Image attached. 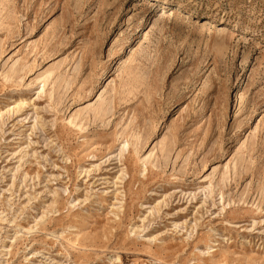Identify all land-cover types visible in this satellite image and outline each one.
Here are the masks:
<instances>
[{
    "label": "rangeland",
    "instance_id": "rangeland-1",
    "mask_svg": "<svg viewBox=\"0 0 264 264\" xmlns=\"http://www.w3.org/2000/svg\"><path fill=\"white\" fill-rule=\"evenodd\" d=\"M0 264H264V0H0Z\"/></svg>",
    "mask_w": 264,
    "mask_h": 264
},
{
    "label": "bare ground",
    "instance_id": "bare-ground-1",
    "mask_svg": "<svg viewBox=\"0 0 264 264\" xmlns=\"http://www.w3.org/2000/svg\"><path fill=\"white\" fill-rule=\"evenodd\" d=\"M161 1H163V2H165V1L168 2L169 0H161Z\"/></svg>",
    "mask_w": 264,
    "mask_h": 264
}]
</instances>
